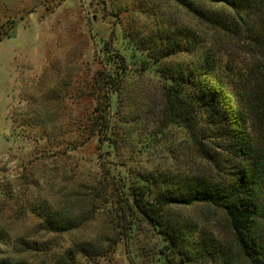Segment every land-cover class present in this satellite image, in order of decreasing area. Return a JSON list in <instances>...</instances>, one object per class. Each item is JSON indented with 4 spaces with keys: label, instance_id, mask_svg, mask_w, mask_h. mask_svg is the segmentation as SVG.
<instances>
[{
    "label": "rangeland",
    "instance_id": "obj_1",
    "mask_svg": "<svg viewBox=\"0 0 264 264\" xmlns=\"http://www.w3.org/2000/svg\"><path fill=\"white\" fill-rule=\"evenodd\" d=\"M164 26L201 28L175 0H0V227L13 237L56 236L59 250L104 233L114 236L110 216L123 217L116 189L140 170L213 173L183 129L150 135L162 128L164 99L159 75L142 60L151 52L136 39ZM109 74L121 82V91L111 94V130L128 128L122 120L129 114L142 115V133L116 153L91 130L92 112L107 100L101 76ZM140 137L151 142L144 151L136 144ZM105 174L115 195L92 201L88 189ZM83 196L90 221L66 233L38 232L40 219L31 205L47 201L76 209ZM177 210L217 249L231 239L221 209L194 204ZM164 243L156 229L139 222L97 264H162ZM182 257L172 254L170 264H212L207 256Z\"/></svg>",
    "mask_w": 264,
    "mask_h": 264
},
{
    "label": "trees",
    "instance_id": "obj_2",
    "mask_svg": "<svg viewBox=\"0 0 264 264\" xmlns=\"http://www.w3.org/2000/svg\"><path fill=\"white\" fill-rule=\"evenodd\" d=\"M175 1L198 19L200 29L164 26L156 35L136 39L151 52L142 60L146 69L159 75L164 99L162 128L150 135L156 138L173 127L183 129L213 173L140 170L128 186L116 189L123 217L110 216L114 236L104 233L65 249L57 250L56 236L13 237L0 227V264H97L139 222L156 229L165 241L162 264H170L174 253L189 261L207 256L212 264H264V0ZM182 54L189 58L170 59ZM101 77V88L108 87L107 100L92 112L91 130L116 153L120 147L133 146L131 137L142 133V115L129 114L122 120L128 128L112 131L111 94L121 91V82L111 74ZM137 143L143 151L151 144L141 137ZM108 179L105 174L88 189L92 201L115 195L108 192ZM84 201V196L78 197L76 209L47 201L29 209L40 219L38 232L61 234L92 219ZM194 204L224 212L232 236L218 249L219 244L212 245L177 210ZM127 236L133 239L130 233Z\"/></svg>",
    "mask_w": 264,
    "mask_h": 264
}]
</instances>
